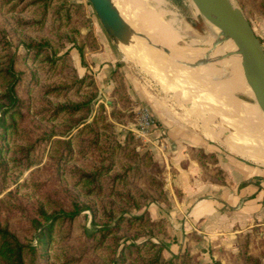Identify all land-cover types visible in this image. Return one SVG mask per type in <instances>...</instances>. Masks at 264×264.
I'll list each match as a JSON object with an SVG mask.
<instances>
[{
  "label": "rangeland",
  "instance_id": "1",
  "mask_svg": "<svg viewBox=\"0 0 264 264\" xmlns=\"http://www.w3.org/2000/svg\"><path fill=\"white\" fill-rule=\"evenodd\" d=\"M118 1L135 20L131 0ZM144 1L160 13L162 22L178 36L176 42L163 38L161 43L156 39L154 45L164 57V68L159 71L160 77L165 78L163 85L125 58L115 34L110 30L112 35H108L88 0H0V96L11 81L4 78L2 71L10 61L21 79L15 87L20 103L18 114L13 117L14 127L1 142L4 165L0 168V223L37 245L40 235L33 220L39 219V207L48 215L80 208L72 220L59 219L53 227L46 244L45 264H113L120 250L131 242L140 250L126 248V259L121 264H146L153 260L155 264H264V217L245 225L240 232L230 233L226 243L218 238L211 241L196 232L178 233L182 242L173 250L165 244L178 242L173 230L180 225L166 216L156 220L150 217V207L171 203L165 153L175 149L168 145L167 138L158 145L152 143L150 134L159 121L170 133L190 129L223 152L264 166L205 136V118L206 127L219 132L235 130L244 118L260 119L254 95L247 88L231 94L242 102V113L234 110L229 96L213 92L215 84L231 77L228 49L189 0ZM233 2L244 12L264 46V0ZM137 21H145L144 16ZM133 29L130 32L137 31L133 35L141 36L139 30ZM106 41L119 61L113 62L114 69L109 63L100 62L104 52L101 42ZM80 48L84 52L83 63ZM181 51L188 56H182ZM155 57L158 55L153 53L151 59ZM193 70L213 75L202 83V76L192 74ZM184 82L187 88L182 85ZM119 83L124 86L125 96L118 97L114 91ZM189 103L191 111L187 109ZM73 104L81 105L79 111L55 112L59 106ZM197 107L202 116L192 113ZM1 109L0 106V113ZM144 110L156 123L147 135H142L139 128ZM209 110L216 111L221 119ZM84 122L89 123L88 127L81 125ZM241 133L238 137L246 131ZM63 140L70 143L68 148L60 142ZM185 140L184 152L197 160L206 180L219 186L226 184L216 154L205 153ZM199 151L214 157L203 159ZM98 169L103 172L97 184L99 190L89 193L90 188L80 182V177ZM175 193L178 198L182 196L178 190ZM145 212L151 221L163 222L162 225L136 222L127 227V218ZM118 217L125 221L116 229L114 219ZM108 226L113 232L104 240L91 237L99 233L94 230ZM158 247L163 249L162 254Z\"/></svg>",
  "mask_w": 264,
  "mask_h": 264
},
{
  "label": "crops",
  "instance_id": "2",
  "mask_svg": "<svg viewBox=\"0 0 264 264\" xmlns=\"http://www.w3.org/2000/svg\"><path fill=\"white\" fill-rule=\"evenodd\" d=\"M101 43L104 52L100 62H107L110 69H114L113 62H119L118 59H115L108 41ZM107 63L105 66H108ZM187 132L170 133L164 123L159 121L150 134L153 144L158 145L167 138L168 145L175 149L170 154L165 153L166 168L170 169L171 203L148 209L152 219L166 216L174 224L180 225L178 230H173L178 242L165 244L170 250L182 242L178 233L186 235L196 232L211 241L218 238L225 242L230 233L240 232L245 225L264 217V168L223 152L190 129ZM185 139L191 141L193 146L201 147L205 153L216 154L226 184L219 186L212 180H206L197 160L189 158L184 152ZM176 190L182 194L180 198Z\"/></svg>",
  "mask_w": 264,
  "mask_h": 264
},
{
  "label": "bare ground",
  "instance_id": "3",
  "mask_svg": "<svg viewBox=\"0 0 264 264\" xmlns=\"http://www.w3.org/2000/svg\"><path fill=\"white\" fill-rule=\"evenodd\" d=\"M125 1L126 0H124V2ZM127 1H129V0H127ZM153 1H157V0H153ZM189 1H190L191 5L194 7V9L196 10V12L199 13L198 9L194 6L192 1L191 0H189ZM110 2L112 4V7L117 9L116 11L118 12V16L120 19L119 20L120 23H118L116 28L112 29V32L115 34L117 40L119 41L121 49L124 52L125 58L135 62L137 65H139L142 68V70H144L149 75L153 76L159 83H161L163 85L162 81L165 80V78L163 79L162 77H160L159 71L164 68V62H163L164 57L162 55V52L155 51L154 45H155V43H157L156 39L158 40L159 43H161L160 41H164V39H167L168 41H171V42L172 41L176 42V41H178L177 40L178 36L176 37V35L172 31V29L169 26H167L164 22H162L160 13L158 11H156L155 9L152 10V8H149L148 4L144 0H131V2L134 4L133 6L135 8L131 12H133V15L135 16V20H133L134 18L132 19L131 17L128 16L127 11H129V10H127L126 7L122 5V3H121L122 1L110 0ZM124 5H126V3ZM130 6H131V4H130ZM129 13H130V11H129ZM139 16H144L145 21L138 22L137 19ZM135 23L136 24L138 23L137 27L135 26ZM206 23L209 26V28L212 30V32L215 34V36L217 35L218 36L217 38L222 41L223 45L228 49V51L230 52V55H231V58L229 60H227V62L230 64V67H231V68H229V67L228 68L232 71V72L230 71L231 77L226 81H223L219 84H215L216 91L213 90V92H218L219 94L229 96L230 97L229 101L233 105L232 107L234 108V110L237 113H242V112H244V106L241 104L242 102H239L240 100L236 101L235 98L232 97L231 94L234 91H244L246 88H247L246 91L248 93H250L252 95H253V93H252L250 87L247 85L246 80L244 78L242 67L240 64L241 63L240 54H239L237 48L235 47V45L233 44V42L231 41L230 37L226 36V34L219 27H217L214 23H212L211 21L206 20ZM133 28H135L136 30H139V32L141 33L140 34L141 36L133 35L134 33L137 34V31L136 32H134V31L130 32V30H132ZM135 29H133V30H135ZM146 31H149V32L151 31V33L146 32ZM132 38H134V39L137 38V39H139V41L137 40L138 42H134L131 40ZM143 39H148L149 42L148 41L144 42ZM214 46H215V44H214ZM153 53L158 55V57L154 58L155 60L151 59V55ZM180 54L182 56H188L187 52H185V51H181ZM211 55H210V57H211ZM224 65L226 66V64H224ZM198 69L202 70L204 68H198ZM205 69H208V68H205ZM192 74L198 75V77L201 75L202 78H200L199 80L203 81L202 83H204V82L206 83L213 75L212 73H210L208 71H207V73L201 74L198 72V70H193ZM163 76H165V75H163ZM171 82H168V84ZM186 82H187V80H186ZM209 82H211V81H209ZM188 83H189V81H188ZM182 85L187 88L185 82ZM212 87H214V86H212ZM186 88H184V89H186ZM184 92H185V90H184ZM179 97H180V95H179ZM181 98H183V97L181 96ZM202 105H203V103H202ZM191 107H192V105L190 104L187 109H189L191 111V109H190ZM255 108H256L258 115H260V119L255 120L253 118H248V119L244 118L240 121L241 125L237 126L235 130H229V131H225V132H219V131L211 130L208 127H206L208 125V124H206L207 121H205L206 118L204 121L202 120L203 121L202 124H203V126L205 125V136L209 140L220 142V143L224 144L228 148V150L231 151L232 153H235V154H237L243 158H246L248 160H251L255 164H259V165L264 166V113L262 112L260 107L257 105V103L255 104ZM162 109L166 113L169 114L168 110L166 111L165 107H163ZM211 111L209 110L210 114H211ZM213 112L217 116V112L214 110L212 111V113ZM192 113L195 115H201V110L197 107L196 109L193 110ZM219 116H217V118ZM225 118L226 117H224L222 119L227 120ZM210 121H212V120H210ZM219 122H217L216 124H219ZM226 130H227V128H226ZM245 131H246V134H243L240 137H238L240 134H242L241 132H245ZM234 134H236V136H234ZM253 135H255V137H252Z\"/></svg>",
  "mask_w": 264,
  "mask_h": 264
},
{
  "label": "trees",
  "instance_id": "4",
  "mask_svg": "<svg viewBox=\"0 0 264 264\" xmlns=\"http://www.w3.org/2000/svg\"><path fill=\"white\" fill-rule=\"evenodd\" d=\"M249 21V20H248ZM251 24V23H250ZM262 43V41L260 40ZM79 55L81 58V62L83 63L84 60V52L83 49L80 48ZM39 51H37L38 53ZM4 73V78H10V84L9 87L6 88V91L4 95L0 96V99L4 102L3 104H0L2 107L1 113H0V168L4 165L3 159H2V145L1 142L4 140V136L8 133L10 128L14 127V121L13 117L18 114V108H19V99L15 93V87L18 85L20 79V73H17L15 71V68L13 66V61H10L7 66H5L4 69H2ZM1 72V71H0ZM115 73V72H114ZM113 78L116 77V74L112 75ZM119 79V78H118ZM82 82V80H81ZM118 97L125 96V89L124 86L118 84L116 90H114ZM81 108V105L79 104H73V105H62L56 108L55 112L57 113H74L76 111H79ZM84 128L88 127L89 123H81ZM63 142L68 148V141H60ZM70 144V143H69ZM198 155H200L203 159L207 158H213L212 155H204L200 151L198 152ZM200 157V158H201ZM103 175L102 169H98L94 173H83L80 177V182L85 186L89 187V193H92L94 191H98V181L100 180L101 176ZM161 198V196H160ZM81 211L80 208H77L75 206L74 210L71 212H64L61 211L60 213H53L51 215L46 214L43 209L40 207L38 208V217L39 219L33 220V227L35 231L39 229V241L37 245H32L31 241L28 239H22L19 235H17L14 231H12L8 225H2L0 223V264H45L46 262V244L48 243V240L50 239L53 227L57 223L59 219H69L72 220L76 214ZM147 212L141 214V215H134L132 217L127 218V227L132 226V224H135L136 222H145L148 226H159L162 225L163 222L154 223L151 221V219L147 216ZM115 226L114 228H119V226L122 225V223L125 221L124 217H118L117 219H114ZM99 230H94L96 232H99L98 235L96 233L92 234L91 237L93 239H96L97 236H100L101 239H105L113 232V228L111 227H102L98 228ZM155 235V234H151ZM154 246V245H152ZM126 248H129V251H131L133 248L139 252L140 248L137 247L134 243H130L128 246H126L124 249L120 250V254L117 258L113 260V264H121L125 261V254H126ZM160 250V253L162 254L163 249L161 250V247H158ZM161 258V257H160ZM156 262L150 261L146 264H155ZM165 264H174L172 261H167Z\"/></svg>",
  "mask_w": 264,
  "mask_h": 264
},
{
  "label": "water",
  "instance_id": "5",
  "mask_svg": "<svg viewBox=\"0 0 264 264\" xmlns=\"http://www.w3.org/2000/svg\"><path fill=\"white\" fill-rule=\"evenodd\" d=\"M88 1L105 31L111 36L112 29L120 23L118 12L110 0ZM191 1L206 25V20H209L230 37L240 54L243 75L254 95V102L264 113V46L244 12L233 0ZM115 46L119 48L117 43Z\"/></svg>",
  "mask_w": 264,
  "mask_h": 264
},
{
  "label": "built area",
  "instance_id": "6",
  "mask_svg": "<svg viewBox=\"0 0 264 264\" xmlns=\"http://www.w3.org/2000/svg\"><path fill=\"white\" fill-rule=\"evenodd\" d=\"M155 124V120L147 110L141 112V116L139 119V128L142 135H147L150 129L155 127Z\"/></svg>",
  "mask_w": 264,
  "mask_h": 264
}]
</instances>
